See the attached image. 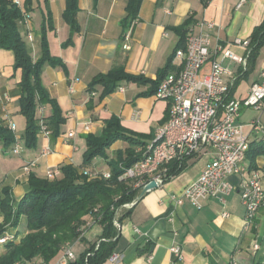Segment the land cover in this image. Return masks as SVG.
Returning <instances> with one entry per match:
<instances>
[{
  "label": "crops",
  "instance_id": "obj_1",
  "mask_svg": "<svg viewBox=\"0 0 264 264\" xmlns=\"http://www.w3.org/2000/svg\"><path fill=\"white\" fill-rule=\"evenodd\" d=\"M238 1L142 0L138 18L127 29L123 21L129 0H79L76 18L80 29L72 33L64 18L67 0H49L54 27L47 31V37L50 53L60 63H46L42 80L51 97L59 103L66 121L56 137L52 136L51 130L49 134L40 131L36 146H26V119L20 111L22 70L14 68V51L0 48V117L5 125L10 121L16 124L21 145L17 153L15 142L11 148L0 139V196L9 190L12 204L17 207L28 191L31 173L47 177L49 168L60 170L64 164H73L81 171L110 173L109 160L128 147L126 141H116L107 149L106 155L95 157L87 165L84 164V153L87 136H99L112 116L118 117L124 127L151 134L154 138L167 121L169 112V102L155 96L157 81L161 80L160 74L166 66L169 68L164 75L177 69L173 57L176 49L185 45L188 34L201 32V21H213L214 28L205 27L202 31L212 37L213 46H227L236 37L251 38L256 26L264 22V0H248L237 9ZM33 7L28 23L20 29L36 60L42 56L45 0H33ZM187 21L190 25L183 41L179 28ZM29 30L34 37L32 41L27 38ZM125 44L130 48H125ZM232 48L238 55L245 54L242 46ZM223 64L238 76L233 94L244 97L264 69V45L246 73L241 64L231 59H224ZM118 67L142 79L122 81L116 91L102 100L100 85L94 88V95L89 91L90 82L96 75ZM51 114L50 104L38 105L39 119ZM258 115L255 109L242 107L239 121L250 133V143L264 145V113L260 119L263 131H254L251 126ZM70 132H74L71 137ZM214 156L211 149L194 156L180 174L146 192L132 207L122 208L120 215H125L115 250L122 258L117 262L107 259L103 264H230L233 256L239 264L264 261V207L251 228L245 229L246 207L239 176L228 177L234 189L225 196V201L212 196L197 208L189 200L178 203L174 199L200 176ZM32 161H36V165L25 170L24 166ZM263 163L264 153H260L255 157L254 166L249 157L245 166L247 174L261 169L264 185ZM224 212L228 215L224 216ZM2 220L0 213V223ZM8 231L17 233L18 239L24 236L28 231L26 217H21L19 225L9 227ZM102 233L103 226L90 218L81 237L72 242L77 258L99 241ZM176 244L180 245L183 258L172 252L171 248ZM255 244L259 245L258 249Z\"/></svg>",
  "mask_w": 264,
  "mask_h": 264
},
{
  "label": "trees",
  "instance_id": "obj_2",
  "mask_svg": "<svg viewBox=\"0 0 264 264\" xmlns=\"http://www.w3.org/2000/svg\"><path fill=\"white\" fill-rule=\"evenodd\" d=\"M142 0H129L127 15L123 21L129 28L138 18ZM43 10L42 56L34 60L20 29V21L24 11L34 10L33 0H24V11L13 0H0V48L13 50L15 53V70H22L19 82L22 94L20 111L26 119L24 132L25 144L32 148L36 146L41 130V117H37L39 104H50L52 114L44 117L45 124L56 137L60 126L66 121L57 100L51 97L42 80L43 68L46 63L57 65L58 59L50 53L47 31L54 27L53 15L49 0H45ZM79 0H67L64 18L70 25L72 33L78 31L77 21ZM190 22L179 28L185 41V35ZM251 52L248 58V68L253 65L264 45V22L256 26L251 35ZM71 40L68 41L70 43ZM169 67L166 66L160 74L161 79ZM142 78L128 73L124 68H113L107 73L96 75L90 82L89 91L93 92L97 85L102 87L100 100L117 90L122 81H140ZM157 81V83H159ZM237 84V81H236ZM155 91V90H154ZM90 108L92 107L90 103ZM0 139L9 146L16 140L15 133L5 125L0 117ZM87 149L84 153V164H89L97 156L106 155L107 149L116 141L123 140L128 147L118 153L115 159L109 160L111 172L105 177L101 172L79 170L73 164L60 167L61 176L54 178L41 177L31 173L28 191L14 207L9 190L0 196V213L3 220L0 223V235L9 227H17L21 217L27 220V233L20 239H15L6 245H0V264H53L62 252L64 245L72 243L81 237L88 220L94 219L103 226V233L97 242L70 264H103L116 250L120 238V228L114 223L117 210L124 204L138 201L141 187H134V180L121 178L125 170L143 158L147 144L152 140L151 134L134 132L124 127L120 119L112 116L106 121L103 132L99 135L87 136ZM264 153V145L250 143L248 157L254 166L255 157ZM189 161H173L169 163L168 174L164 182L180 174ZM119 216L122 223L123 216ZM256 264H264L260 260Z\"/></svg>",
  "mask_w": 264,
  "mask_h": 264
},
{
  "label": "built area",
  "instance_id": "obj_3",
  "mask_svg": "<svg viewBox=\"0 0 264 264\" xmlns=\"http://www.w3.org/2000/svg\"><path fill=\"white\" fill-rule=\"evenodd\" d=\"M248 0H239V9ZM24 11L23 0H13ZM29 13L24 11L21 25L28 23ZM201 32L191 31L186 38L185 45L176 49L173 61L177 62V69L167 73L159 82L155 96L169 102L168 118L156 136L147 144L143 158L127 168L121 178L134 180V187H141L151 181L159 185L164 183L168 174V164L173 161H189L194 156L208 151H214L215 156L209 162L200 176L188 185L182 193L174 196L178 203L189 200L197 208L203 206V201L212 196H219L225 201V196L234 189L228 181L230 175H237L241 179V196L246 207L245 229L249 230L260 209L264 207V185L261 169H255L247 174L245 162L250 149V133L245 125L239 121L242 107L255 109L259 115L252 121L254 131H263L260 123L264 113V69L258 81H255L244 97L233 94L238 76L223 64L224 59H231L241 64L243 70L248 67L251 52V39L236 37L229 45L213 46L212 37L202 31L203 28H214L213 21L203 20L199 23ZM27 38L34 39L30 30ZM245 48L244 55H238L232 46ZM125 48H130L125 44ZM229 76V77H227ZM123 89V87H121ZM94 95L95 92H92ZM40 112L43 111L41 106ZM41 132L49 134L44 117L41 116ZM8 127L15 133V152H20L21 145L17 134V127L13 121ZM70 132L69 136H73ZM36 165L32 161L24 166L29 171ZM264 167V163L262 165ZM61 174L56 168H49L47 176L54 178ZM109 177L110 173H102ZM139 198V197H138ZM136 201L124 204L117 210L114 223L121 228L119 221L122 208H130ZM228 213L224 212V216ZM17 233L6 231L0 235V245H6L17 239ZM97 242L96 247L99 246ZM256 249L259 248L255 244ZM172 252L183 258L180 245H174ZM122 254L114 252L108 260L117 262ZM77 259L72 243L64 245L61 254L53 264H70ZM230 264H239L235 256Z\"/></svg>",
  "mask_w": 264,
  "mask_h": 264
},
{
  "label": "water",
  "instance_id": "obj_4",
  "mask_svg": "<svg viewBox=\"0 0 264 264\" xmlns=\"http://www.w3.org/2000/svg\"><path fill=\"white\" fill-rule=\"evenodd\" d=\"M159 186V183H157L156 181H151L150 183H148L147 185L144 186V188L141 191V194L139 195V198H141L146 192H148L149 190H152L156 187ZM153 249V247H152Z\"/></svg>",
  "mask_w": 264,
  "mask_h": 264
},
{
  "label": "rangeland",
  "instance_id": "obj_5",
  "mask_svg": "<svg viewBox=\"0 0 264 264\" xmlns=\"http://www.w3.org/2000/svg\"><path fill=\"white\" fill-rule=\"evenodd\" d=\"M11 148H12V146H13V144H11V145H9ZM50 178V177H49Z\"/></svg>",
  "mask_w": 264,
  "mask_h": 264
}]
</instances>
